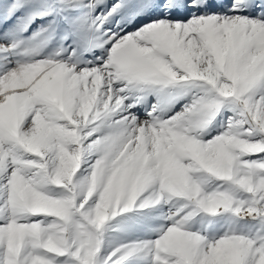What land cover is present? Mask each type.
<instances>
[{"label":"snow or ice","instance_id":"1","mask_svg":"<svg viewBox=\"0 0 264 264\" xmlns=\"http://www.w3.org/2000/svg\"><path fill=\"white\" fill-rule=\"evenodd\" d=\"M0 264H264V0H0Z\"/></svg>","mask_w":264,"mask_h":264}]
</instances>
